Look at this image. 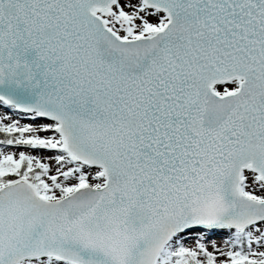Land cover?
I'll return each mask as SVG.
<instances>
[{"label": "snow or ice", "instance_id": "snow-or-ice-1", "mask_svg": "<svg viewBox=\"0 0 264 264\" xmlns=\"http://www.w3.org/2000/svg\"><path fill=\"white\" fill-rule=\"evenodd\" d=\"M0 264H264V0H0Z\"/></svg>", "mask_w": 264, "mask_h": 264}]
</instances>
